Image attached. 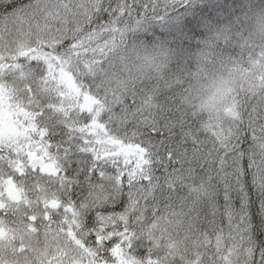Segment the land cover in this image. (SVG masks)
I'll use <instances>...</instances> for the list:
<instances>
[{
  "label": "snow or ice",
  "instance_id": "6c2138e0",
  "mask_svg": "<svg viewBox=\"0 0 264 264\" xmlns=\"http://www.w3.org/2000/svg\"><path fill=\"white\" fill-rule=\"evenodd\" d=\"M177 257L264 264V8L0 0V264Z\"/></svg>",
  "mask_w": 264,
  "mask_h": 264
},
{
  "label": "trees",
  "instance_id": "16d2710c",
  "mask_svg": "<svg viewBox=\"0 0 264 264\" xmlns=\"http://www.w3.org/2000/svg\"><path fill=\"white\" fill-rule=\"evenodd\" d=\"M247 88H248V84L245 82L242 83L241 81H237V85H236V91L239 92L241 95H245L246 97H252V99L254 100V97L252 96L251 93L247 92ZM179 258L177 257L176 260L173 262V264H178Z\"/></svg>",
  "mask_w": 264,
  "mask_h": 264
},
{
  "label": "clouds",
  "instance_id": "9594fccd",
  "mask_svg": "<svg viewBox=\"0 0 264 264\" xmlns=\"http://www.w3.org/2000/svg\"><path fill=\"white\" fill-rule=\"evenodd\" d=\"M254 11L264 8V0H252Z\"/></svg>",
  "mask_w": 264,
  "mask_h": 264
}]
</instances>
